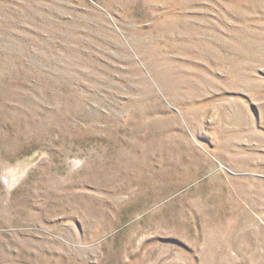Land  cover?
Masks as SVG:
<instances>
[{
    "label": "rangeland",
    "instance_id": "374dc122",
    "mask_svg": "<svg viewBox=\"0 0 264 264\" xmlns=\"http://www.w3.org/2000/svg\"><path fill=\"white\" fill-rule=\"evenodd\" d=\"M0 264H264V0H0Z\"/></svg>",
    "mask_w": 264,
    "mask_h": 264
}]
</instances>
